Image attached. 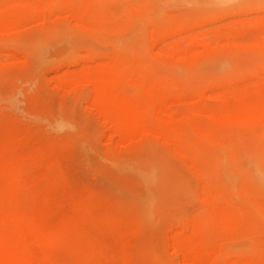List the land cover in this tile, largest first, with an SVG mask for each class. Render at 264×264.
Listing matches in <instances>:
<instances>
[{
    "label": "rangeland",
    "instance_id": "1",
    "mask_svg": "<svg viewBox=\"0 0 264 264\" xmlns=\"http://www.w3.org/2000/svg\"><path fill=\"white\" fill-rule=\"evenodd\" d=\"M258 171L264 0H0V264H264Z\"/></svg>",
    "mask_w": 264,
    "mask_h": 264
},
{
    "label": "bare ground",
    "instance_id": "2",
    "mask_svg": "<svg viewBox=\"0 0 264 264\" xmlns=\"http://www.w3.org/2000/svg\"><path fill=\"white\" fill-rule=\"evenodd\" d=\"M235 101H236V100H235ZM256 176H257V177H256L257 179H259L261 182H264V175H263V173H261V172L258 171V172L256 173Z\"/></svg>",
    "mask_w": 264,
    "mask_h": 264
}]
</instances>
